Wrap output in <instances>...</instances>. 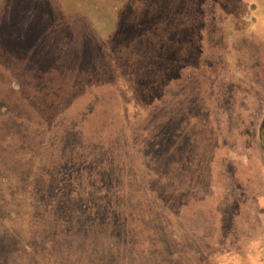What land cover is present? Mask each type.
<instances>
[{
  "label": "rangeland",
  "instance_id": "1",
  "mask_svg": "<svg viewBox=\"0 0 264 264\" xmlns=\"http://www.w3.org/2000/svg\"><path fill=\"white\" fill-rule=\"evenodd\" d=\"M0 264H264V0H0Z\"/></svg>",
  "mask_w": 264,
  "mask_h": 264
}]
</instances>
